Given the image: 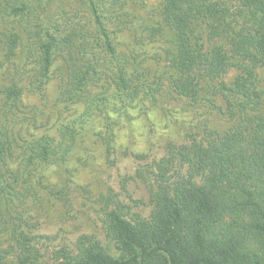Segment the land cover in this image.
Segmentation results:
<instances>
[{
	"label": "rangeland",
	"instance_id": "rangeland-1",
	"mask_svg": "<svg viewBox=\"0 0 264 264\" xmlns=\"http://www.w3.org/2000/svg\"><path fill=\"white\" fill-rule=\"evenodd\" d=\"M165 1L0 0V137L12 143L0 264H20L21 234L39 253L33 264H59L58 252L75 251L83 236L116 255L106 214L126 206L150 215L149 166L165 145L241 123L222 91L238 69L203 81L195 101L174 93L168 28L153 33ZM256 77L264 89V67ZM12 87L21 92L15 106Z\"/></svg>",
	"mask_w": 264,
	"mask_h": 264
},
{
	"label": "trees",
	"instance_id": "trees-1",
	"mask_svg": "<svg viewBox=\"0 0 264 264\" xmlns=\"http://www.w3.org/2000/svg\"><path fill=\"white\" fill-rule=\"evenodd\" d=\"M231 2L166 0L153 33L168 28L171 87L180 97L195 101L203 81L239 70L222 91L229 115H241V123L223 136L168 142L165 155L149 166L150 215L132 216L126 206L106 214L116 255L83 236L75 251L58 252L59 264H264V89L256 77L264 67V0ZM20 94L9 88L11 106ZM11 145L7 135L0 137V194L11 171ZM16 244L20 264L39 261L30 238L21 234ZM6 255L0 249V260Z\"/></svg>",
	"mask_w": 264,
	"mask_h": 264
}]
</instances>
